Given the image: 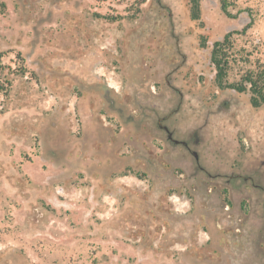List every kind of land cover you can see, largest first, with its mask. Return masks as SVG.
Listing matches in <instances>:
<instances>
[{"label":"rangeland","instance_id":"rangeland-1","mask_svg":"<svg viewBox=\"0 0 264 264\" xmlns=\"http://www.w3.org/2000/svg\"><path fill=\"white\" fill-rule=\"evenodd\" d=\"M263 61L264 0H0V264H264V106L230 88Z\"/></svg>","mask_w":264,"mask_h":264},{"label":"trees","instance_id":"trees-1","mask_svg":"<svg viewBox=\"0 0 264 264\" xmlns=\"http://www.w3.org/2000/svg\"><path fill=\"white\" fill-rule=\"evenodd\" d=\"M230 45L227 36L221 42H215L211 51V62L218 76L226 72V65L230 60ZM231 89L238 93L248 90L249 102L253 108L264 106V61L257 63L253 70L246 71L241 79L240 85H231Z\"/></svg>","mask_w":264,"mask_h":264},{"label":"water","instance_id":"water-1","mask_svg":"<svg viewBox=\"0 0 264 264\" xmlns=\"http://www.w3.org/2000/svg\"><path fill=\"white\" fill-rule=\"evenodd\" d=\"M164 130L168 132V139H169L172 143H174V144H183V143H184V142H182V141H178V140L173 139L171 133L168 131V129H167L166 127L164 128ZM192 155H193V157H194V158L196 159V161H197V159H198L197 154H196L195 152H193Z\"/></svg>","mask_w":264,"mask_h":264},{"label":"flooded vegetation","instance_id":"flooded-vegetation-1","mask_svg":"<svg viewBox=\"0 0 264 264\" xmlns=\"http://www.w3.org/2000/svg\"><path fill=\"white\" fill-rule=\"evenodd\" d=\"M159 125H160V123H159ZM166 126H162V125H160V128L167 134V139H168V132L167 131H165L164 130V128H165ZM167 128V127H166ZM168 129V128H167ZM168 131H169V129H168ZM170 132V131H169ZM171 133V132H170ZM171 135H172V133H171ZM173 138V137H172ZM169 140V139H168ZM170 141V140H169ZM182 142H184V141H182ZM176 145H182V146H184L185 148H187L188 149V145H187V143L186 142H184L183 144H176ZM193 153V152H192ZM195 159V158H194ZM196 160V159H195ZM197 162V161H196Z\"/></svg>","mask_w":264,"mask_h":264}]
</instances>
